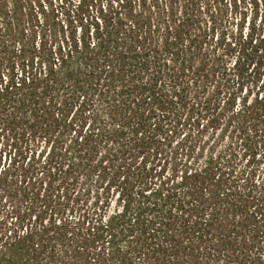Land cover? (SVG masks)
<instances>
[{
	"label": "trees",
	"instance_id": "1",
	"mask_svg": "<svg viewBox=\"0 0 264 264\" xmlns=\"http://www.w3.org/2000/svg\"><path fill=\"white\" fill-rule=\"evenodd\" d=\"M65 1L0 0V264H264V0Z\"/></svg>",
	"mask_w": 264,
	"mask_h": 264
},
{
	"label": "rangeland",
	"instance_id": "2",
	"mask_svg": "<svg viewBox=\"0 0 264 264\" xmlns=\"http://www.w3.org/2000/svg\"><path fill=\"white\" fill-rule=\"evenodd\" d=\"M45 6L49 4V0H40ZM47 1V2H46ZM53 1V7L51 8L49 5V10L47 11V13L45 15H41L40 14V18L42 20L43 23H41L40 27H39V31L41 32L42 28L48 29V31H50V29H52L51 25L53 24L54 19L57 21H64L68 18V11L70 8H72L73 6L71 5V3L69 1H65V0H52ZM73 4H77V0H73ZM219 133V131H218ZM217 133V134H218ZM229 133L226 136V143H228L229 141H232L233 136L229 137ZM235 141V140H233ZM3 142L0 143V149H4V146H2ZM8 163V159L6 158V153L3 154L2 156V168L5 166V164ZM244 163H246V161L244 160ZM261 169H264V161L261 163ZM264 171V170H263ZM69 213V212H68ZM49 217V216H48Z\"/></svg>",
	"mask_w": 264,
	"mask_h": 264
}]
</instances>
